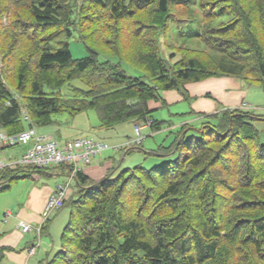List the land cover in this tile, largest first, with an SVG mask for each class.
Wrapping results in <instances>:
<instances>
[{
	"label": "trees",
	"instance_id": "16d2710c",
	"mask_svg": "<svg viewBox=\"0 0 264 264\" xmlns=\"http://www.w3.org/2000/svg\"><path fill=\"white\" fill-rule=\"evenodd\" d=\"M170 31L203 49L175 46ZM74 34L87 52L79 60L69 50ZM0 64V131L7 135L88 111L97 114L98 130L132 121L150 122L156 133L167 122L154 119L148 104L165 106L164 92L187 99L186 84L213 77L264 87V0H0ZM122 64L140 73L129 75ZM66 85L69 96L61 93ZM201 121L199 129L183 125L168 147L145 152L173 156L159 167L114 176L110 160L99 180L72 176L60 208H70L61 250L46 264H264V145L253 125L264 116L234 107ZM47 168H2L0 193Z\"/></svg>",
	"mask_w": 264,
	"mask_h": 264
},
{
	"label": "crops",
	"instance_id": "0c3cea01",
	"mask_svg": "<svg viewBox=\"0 0 264 264\" xmlns=\"http://www.w3.org/2000/svg\"><path fill=\"white\" fill-rule=\"evenodd\" d=\"M184 89L187 93V99L183 98L176 91H168L164 92L162 96L165 106H161L160 102L154 101L148 104L154 113L168 109L170 116L184 120V122H179L177 125H168V129L165 130L171 136L165 138V141L170 142L168 146L176 139L183 125L186 123L192 124L195 119L202 120V115H210L226 108L241 107L248 110L252 107L253 100L249 99L252 90H247L245 83L236 78H209L197 83H188L184 86ZM255 92L258 93V91ZM251 95H254V92ZM259 99L260 101L258 104H255V107H261L264 110V106H260L264 105V94L262 92ZM184 103L187 105L184 106ZM175 107L179 108V110H176L178 112L172 113L169 111ZM253 125L257 129L258 125L264 126V122H256ZM120 126L124 125L116 127V134L123 135L122 131L124 129H118ZM49 129L50 127H39L36 130L41 135L53 136L48 131ZM147 130L149 129H144L143 132ZM148 132L151 135L155 134L150 131ZM128 133L134 136V129H129ZM106 135H109V133H106ZM67 139L70 138L64 137L62 141ZM124 142L122 141L116 145H122ZM260 143L264 145V140H261ZM168 146L162 147L166 148ZM101 156L96 158L90 165L80 167L81 172L92 180L102 178L111 165L110 160H106ZM171 158L173 156L154 159L149 166L143 168L149 170L159 167L166 161L172 160ZM3 159L5 160V157L2 156L0 151V160ZM24 175H28L27 177H29V173ZM32 175H35L37 179H35L34 184L23 187L21 192L27 188V192L24 195L20 194L16 199L12 197L7 203L0 204V215L3 216V220L0 223V248L6 249L3 252V259L0 264H46L47 261L52 259L56 248L61 250L58 234L61 231L66 214L63 219H59V222L56 221L57 219L51 220L60 210L48 219V224L45 225L47 222L44 223L46 228H42L40 237H37L34 232L22 233L18 225L20 222H25L33 228L37 227L41 222V214L46 199L54 192L56 185L69 184V188H72V185H75L74 179L71 177L68 169L56 166L48 167L43 174L32 173ZM41 180L43 181L40 182ZM7 213L10 214L9 217L6 216ZM33 246H35V255L31 257L28 255L27 250Z\"/></svg>",
	"mask_w": 264,
	"mask_h": 264
},
{
	"label": "rangeland",
	"instance_id": "374dc122",
	"mask_svg": "<svg viewBox=\"0 0 264 264\" xmlns=\"http://www.w3.org/2000/svg\"><path fill=\"white\" fill-rule=\"evenodd\" d=\"M193 7L196 8V5L194 4ZM173 13L179 18H182V19L188 18V14L186 13V10H184V8L175 7V9L173 10ZM168 36L175 42L174 43L175 46H179L183 44L184 47L188 46L194 49H199V50L203 49L202 46H200V43L197 41V39L190 38L187 36V34L185 37H180L176 34V32L170 31L168 33ZM96 49L105 51L104 47L102 48V45L97 46ZM69 50L74 60H79L87 56L85 47L83 43L78 39L77 34H74L73 37L69 40ZM165 52L167 53V55H169V53H172V50L165 47ZM177 59H179V55L175 54V58L173 59V61H176ZM205 59H206L205 62L208 65L210 64L213 65V62L209 58H205ZM0 69H1V64H0ZM122 69L132 76H138V74L140 73L128 67L126 64H122ZM217 78H221V77H217ZM70 86L85 89V86L79 81L72 82ZM246 86H247V90H250V89L252 90L250 92L249 99L253 100V102L251 101L252 107H250V109L248 110L254 113L255 115L264 116L263 108L255 107V104H258V102L260 101L259 98L261 96V92L264 94V87L260 85H255V84L246 85L245 83V87ZM68 91H70V88L67 85L61 89V93L66 96H69ZM255 91H258V93H256ZM253 92H254V95H251ZM254 96L256 97V99ZM185 105L187 104L184 103V106ZM260 106L263 107L264 105H260ZM176 110H179V108L175 107V108L170 109L169 111L172 113H176L178 112ZM153 118L158 121H166L167 123L163 126V129L161 130V132H156L153 135H151L148 132L149 130L142 132V135H143L142 138H145L142 147L139 148L140 150H133L129 154L125 153V150L114 151L113 147L118 146L116 144H119L122 141L124 142V140H127V138H134L132 135L128 133L129 129L133 128L134 123L132 121L123 123L122 125L124 126H120L118 128V129H124L122 131L123 135H118L116 134L117 126L107 131L98 130L97 129L98 118H97V114L94 111H88L75 118H71L66 114H61V115H57L54 117V120L58 121L59 125L48 126L50 127L48 131H50L52 135L54 136V138L59 141L64 140V137L76 138V137L83 136V137L96 138L97 140L108 144L110 149L104 152L101 157L105 158L106 160H112V161L114 160V164H115L114 166L117 168L115 170L114 176H117L120 172H122L123 170L127 168H133L139 165L142 167H147L154 159L155 160L159 159L160 157L149 156L145 154V152L147 150L155 151L159 147L168 146L170 142L165 141V138L171 137L170 134L165 132V130L168 129V125L169 124L177 125V123L179 122H184L183 119L180 120L176 118L175 116H170L168 114V109L160 110L158 112L153 113ZM201 124H202V121L200 119H197V120L195 119V121H193V123L190 125L199 129L201 127ZM257 131H258V140L259 142H261V140H264V126L258 125ZM106 133H109V135H106ZM191 134H195V132L193 131ZM27 148L28 146L15 145V146H11V147L3 149L1 153H2V156L5 157L6 161H15L16 159H18V157H20L27 151ZM171 159L173 160L174 158H171ZM29 177H24L20 179L19 181H17L16 184L13 185L12 189H10L9 191L5 193H0V204L7 203L8 201H10L12 197H15L16 199L17 196H19L20 194L24 195L27 192V188L21 192L23 187H25V185H27L28 187L29 185L34 184L35 179H37L35 175H32V173H29ZM42 181L43 180H41L40 182ZM65 214H66L65 221L64 223H62L61 231L58 234L59 238L61 237L63 228L66 226V224L69 221V216H70L69 206H65L64 208H62L60 212L54 215L51 219V220L57 219L56 221L59 222V219L61 218L63 219ZM2 220H3V216L0 215V223ZM59 251L60 249L56 248L53 252V256Z\"/></svg>",
	"mask_w": 264,
	"mask_h": 264
},
{
	"label": "built area",
	"instance_id": "2783aa9c",
	"mask_svg": "<svg viewBox=\"0 0 264 264\" xmlns=\"http://www.w3.org/2000/svg\"><path fill=\"white\" fill-rule=\"evenodd\" d=\"M21 114L25 121L29 120L25 111H22ZM146 126H149V124H146ZM135 133L136 138L132 143H139L142 140L141 127L135 126ZM15 145H24L29 148L16 161H0V170L8 166L13 168L16 166H33L37 169H44L51 165H63L71 167V175L74 176L80 172L81 165L90 164L109 149L106 143L91 137H80L58 142L52 136L38 134L34 128L26 129L16 135L0 133V150ZM66 195L67 187L57 185L54 192L48 196L42 212V221L34 229L36 234L40 233L41 227L48 217L63 206ZM6 216L8 217L9 213ZM18 226L22 233H29L33 230L25 222H20ZM34 252V249L31 248L28 254L32 256Z\"/></svg>",
	"mask_w": 264,
	"mask_h": 264
}]
</instances>
